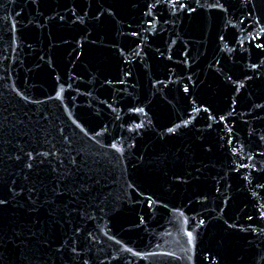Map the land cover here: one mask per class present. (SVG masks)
I'll return each instance as SVG.
<instances>
[{"label":"water","instance_id":"obj_1","mask_svg":"<svg viewBox=\"0 0 264 264\" xmlns=\"http://www.w3.org/2000/svg\"><path fill=\"white\" fill-rule=\"evenodd\" d=\"M221 3L0 0V264H264V0Z\"/></svg>","mask_w":264,"mask_h":264},{"label":"snow or ice","instance_id":"obj_2","mask_svg":"<svg viewBox=\"0 0 264 264\" xmlns=\"http://www.w3.org/2000/svg\"><path fill=\"white\" fill-rule=\"evenodd\" d=\"M32 3L39 5V0H32ZM162 5H168L170 9H175L176 11H174L172 13V15L174 17L177 16L179 13H185V10H187V14L189 16H191L193 13H196L198 9H203V8H206V7H208V8H219V9H223V7H224L223 4L221 3V0H213L212 3H209V0H203V2H202V0H144V9H147V10H143L142 11V16L145 18V21H146L149 29L151 28V17H152L153 9L154 8H158V7L162 6ZM71 15L73 17H75L78 14H77L76 11L72 10L71 11ZM87 15H88L87 12H83V16H87ZM103 15H104V13H100L99 16L95 15L93 17V19L97 20L98 22H101V17ZM109 15L110 16H114L115 13L112 12V13H109ZM57 16L59 17V19L61 21L64 20V16L63 15H60L59 13H57L56 16L49 17V19L50 20H55L57 18ZM129 28H131V25H129ZM138 34H139L138 31H132L131 32V35L132 36H138ZM219 39L220 40H224L225 37L220 36ZM92 42L95 43V41H92ZM173 43H175V42L173 41ZM258 46L264 48V44H261V45H258ZM29 47H31V45H29ZM80 47L82 48L83 47V44H81ZM81 54H83V53H81ZM133 54L136 55V56H139V51H136ZM185 57L186 58L188 57V52H185ZM41 59H43V57H41ZM168 59H171V57H168ZM51 63H52V61L49 60V64H51ZM125 63H128V61H125ZM217 63H219V61H217ZM251 67L252 68H256V64L253 63L251 65ZM261 67H264V65H262ZM125 75L131 77L132 73H131V71H128V72L125 73ZM59 79H60V77L57 76V80H59ZM188 79L191 80L192 77H188ZM227 79L229 81H231L232 80V77L231 76H228ZM121 82H123V81H121ZM242 87H244V86L242 85ZM183 91L185 93H188L189 92V88L188 87H185L183 89ZM235 91L236 92H239V89H235ZM24 99H27V98L24 97ZM133 107L135 108V110L137 112L143 111L142 108L135 107V106H133ZM258 107L262 108V107H264V105H258ZM210 109H211V107L210 106H207V107H204L203 108V111H204V113H207L208 114V119L211 120V119H214V117L212 116V114L210 112ZM113 111H115V109H113ZM196 111L199 112L200 109L197 108ZM232 111L233 112L236 111L235 106L232 107ZM224 118L225 117L222 114L219 116V119L221 121L224 120ZM184 126L185 127L188 126L187 122L185 123ZM135 127L137 129H139V128L143 127V125L142 124H137ZM179 127H180V125H176L175 127H169L167 129V131H168L169 134L175 135L176 134V129L179 128ZM208 127L211 128L212 125L209 124ZM261 139L264 140V136H262ZM112 147L115 148L116 145L113 144ZM128 147H129V149H134L136 147V145H135V143H132V144H129ZM207 150L208 151H211V148L209 147ZM24 155L27 157V160L24 161L25 167L27 169H29V170L33 169L34 168V165H35L34 164V159L35 158L32 157V153L31 152H25ZM37 155H42V154L38 153ZM260 155L264 156V152H261ZM15 159L17 161H20L22 159V157L20 155H17ZM72 163L75 164V160H73ZM53 171H55V169H53ZM259 171L260 172H264V168L259 169ZM25 179H27V176H25ZM244 179L247 180L248 178L247 177H244ZM182 182L183 183H188L187 180H184ZM249 183L251 184L252 181H249ZM258 184L260 186L264 187V182H258ZM216 191H217V193H219L220 192V188L217 187ZM58 194H59V192H58ZM13 195L14 196L15 195H19V193H13ZM150 199L151 198L149 197V200ZM8 203H9V201L7 199L0 198V207L6 206ZM224 203L227 204L228 203V199H225L224 200ZM220 211L223 212V209H221ZM262 218H264V217H262ZM248 219L249 220H252V216H249ZM200 224L203 225L204 224V220H200ZM228 227L231 228L232 225H228ZM258 229H259V231L257 232V235H264V227H258ZM244 230L245 229H241V231H244ZM252 231H256V230L253 229ZM73 251H75V249H73ZM262 259H264V257H262ZM85 264H87L86 261H85Z\"/></svg>","mask_w":264,"mask_h":264}]
</instances>
